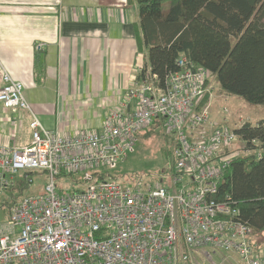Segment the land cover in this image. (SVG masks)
<instances>
[{
    "label": "built area",
    "instance_id": "2783aa9c",
    "mask_svg": "<svg viewBox=\"0 0 264 264\" xmlns=\"http://www.w3.org/2000/svg\"><path fill=\"white\" fill-rule=\"evenodd\" d=\"M177 65L163 87L148 68L99 129L72 133L46 128L23 83L3 67L0 103L28 110L32 135L26 144L0 141V204L9 212L0 223V264H204L196 253L225 264V256L214 257L221 250L238 254V264H264V247L254 242L238 207L214 197L232 161L244 151L259 156V147L246 150L241 140V151L234 128L212 121L210 100L204 102L211 73L185 54ZM157 120L172 137L171 188L97 176L101 166L126 159L138 134ZM30 168L48 173L45 192L5 204L17 186L33 182ZM79 173L84 188L57 190L55 177ZM206 247L213 251H202Z\"/></svg>",
    "mask_w": 264,
    "mask_h": 264
},
{
    "label": "crops",
    "instance_id": "0c3cea01",
    "mask_svg": "<svg viewBox=\"0 0 264 264\" xmlns=\"http://www.w3.org/2000/svg\"><path fill=\"white\" fill-rule=\"evenodd\" d=\"M142 41L136 0H0V86L4 67L46 128L99 129L150 68ZM31 119L0 103V141L29 135Z\"/></svg>",
    "mask_w": 264,
    "mask_h": 264
},
{
    "label": "trees",
    "instance_id": "16d2710c",
    "mask_svg": "<svg viewBox=\"0 0 264 264\" xmlns=\"http://www.w3.org/2000/svg\"><path fill=\"white\" fill-rule=\"evenodd\" d=\"M136 1L143 38L140 45L147 49L148 65L157 76V84L164 86L167 76L179 69L178 57L185 54L216 78L221 92L250 104L264 105V0ZM147 69L144 66L140 78L146 75ZM208 94L204 102L208 101ZM160 125V120L155 121L148 130L140 132L138 138L147 137ZM234 130L245 142L246 150L259 147V156L253 151L235 158L214 197L230 200L238 207L239 218L253 228V240L262 248L264 118L256 124L246 121ZM172 162L174 165V159ZM97 176L106 178L105 173ZM107 178L115 179V176ZM136 185L141 187L142 183ZM22 190L17 186L13 200L5 204L20 198Z\"/></svg>",
    "mask_w": 264,
    "mask_h": 264
},
{
    "label": "rangeland",
    "instance_id": "374dc122",
    "mask_svg": "<svg viewBox=\"0 0 264 264\" xmlns=\"http://www.w3.org/2000/svg\"><path fill=\"white\" fill-rule=\"evenodd\" d=\"M209 88L214 94L212 102L210 101V113L213 110L212 118L220 125L236 128L246 121L256 124L260 119L264 118V105H254L244 101L237 96H230L220 91L218 81L214 76L209 78ZM219 94H224L220 95ZM27 116L31 118L30 112L26 110ZM0 126H6L0 121ZM3 129L0 128V135ZM8 131H6L7 133ZM32 130L28 135L26 130L18 133L13 140L15 144H26L31 141ZM237 148L243 151L244 143L239 139L236 144ZM134 151L130 152L126 159L119 162L115 166L103 165L99 168L101 172L106 174V177L115 176V179L126 184L142 183L141 187L162 185L167 188L172 187V171L173 159L172 137L165 134L161 127H156L155 131L147 137L140 136L135 145ZM245 154L250 152L244 151ZM243 154V155H245ZM26 172L33 178V182L23 188V195L42 194L46 190V184L50 181L48 173L45 170L38 168L26 169ZM23 175V171L21 173ZM82 173L73 176H57L55 182L59 192L82 189L86 182L81 180ZM20 179V177H18ZM9 217V212L6 206L0 204V223L6 221ZM259 239V238H258ZM264 246V245H263ZM202 251H213L211 247H206ZM196 256L204 263L211 264L202 253H196ZM225 256L227 260L225 264H238L240 257L238 254L217 251L214 254L215 259L219 262L221 257Z\"/></svg>",
    "mask_w": 264,
    "mask_h": 264
},
{
    "label": "bare ground",
    "instance_id": "6f19581e",
    "mask_svg": "<svg viewBox=\"0 0 264 264\" xmlns=\"http://www.w3.org/2000/svg\"><path fill=\"white\" fill-rule=\"evenodd\" d=\"M150 66V65H149ZM210 95V94H209ZM211 101V100H210Z\"/></svg>",
    "mask_w": 264,
    "mask_h": 264
}]
</instances>
